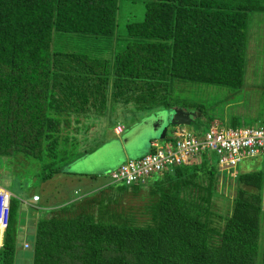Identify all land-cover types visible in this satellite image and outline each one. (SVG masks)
I'll return each instance as SVG.
<instances>
[{
	"label": "trees",
	"instance_id": "16d2710c",
	"mask_svg": "<svg viewBox=\"0 0 264 264\" xmlns=\"http://www.w3.org/2000/svg\"><path fill=\"white\" fill-rule=\"evenodd\" d=\"M144 3V17L126 24L125 43L105 57L59 50L53 33L114 38L119 0H0V157L33 156L49 167L47 180L63 169L54 159L73 123L84 121L87 132L117 103L179 107L178 84L243 85L264 0ZM209 157L41 214L30 264H264V175L239 172L231 208L220 212V173ZM20 206L12 196L0 264H16Z\"/></svg>",
	"mask_w": 264,
	"mask_h": 264
},
{
	"label": "rangeland",
	"instance_id": "374dc122",
	"mask_svg": "<svg viewBox=\"0 0 264 264\" xmlns=\"http://www.w3.org/2000/svg\"><path fill=\"white\" fill-rule=\"evenodd\" d=\"M144 13V0H119L113 35L116 40L55 31L52 45L59 50H77L110 57L126 41V24L140 21ZM175 90L179 94V107L196 113L191 123L185 125L192 131L201 132L207 129L212 121L237 127L262 124L264 122V17L259 14L253 17L245 79L240 88L187 82L178 84ZM116 106L113 113L106 117H97L96 124L90 125L87 132L88 127L87 124L84 125V121L80 125L73 123L67 127V130L65 129V135L61 136L62 141L54 159V161H59L58 165H62L63 169L50 179H43V173L48 171L49 167H44V162L33 156L17 153L8 158L0 157V186L6 188L12 196L24 200H29L34 194L42 196L38 204L42 206L41 210H38L37 204L34 205L35 207L21 204L24 210H20L22 216L18 225L23 228L22 231L19 229V233L20 231L23 233L24 242L22 247V239L19 236L20 244L16 250V264H30L31 247L28 241H31L35 222L41 214L86 195L100 196L104 192L111 191L112 188L107 187L110 173L124 160L148 154L151 149V140H163L161 134L164 126H168L166 133L170 136L174 128V125L169 123L170 119L164 118L166 120L158 126H154V123L156 118L169 116L172 109L179 108L173 105L171 108L138 111L132 106L125 110L124 105L119 103ZM198 108L202 113L197 110ZM118 119L126 126L123 134L118 137L109 136L106 144L96 149L97 143L101 145L102 141L107 139L106 132L114 131L112 130L113 123ZM135 127H140V129L134 131ZM130 131L129 140L125 142V134ZM64 137H68V141L64 142ZM86 149L96 150L80 155ZM78 155L80 157L76 158ZM208 155L211 164L209 166H214L217 163V156L212 152H208ZM45 160L48 163L52 159L45 157ZM88 166L94 167L95 172L88 175L69 174L71 171L78 173L76 170L88 168ZM236 169L240 173L258 170L264 175V159L256 157L242 160L237 164ZM221 175L229 176L227 170H224ZM156 176L157 174H154L152 178ZM219 180L222 184L218 185V190L223 195L216 200V209L221 212L231 208L235 183L232 184L229 179L224 181L220 174ZM125 202L131 205L140 204L132 197L126 198ZM262 206L264 210V190ZM29 235L31 236L28 237ZM25 242L29 243L27 248L24 247Z\"/></svg>",
	"mask_w": 264,
	"mask_h": 264
},
{
	"label": "built area",
	"instance_id": "2783aa9c",
	"mask_svg": "<svg viewBox=\"0 0 264 264\" xmlns=\"http://www.w3.org/2000/svg\"><path fill=\"white\" fill-rule=\"evenodd\" d=\"M123 129L121 124L113 128L115 134H120ZM162 139L150 141L148 154L120 163L110 173L109 183L144 184L154 174H162L175 166L200 160L203 153L212 152L217 156L220 177L234 184L239 173L236 166L240 161L256 157L264 159V122L257 126L237 127L212 121L201 132L179 124L174 125L170 136L166 133ZM224 170L229 176L221 175ZM11 197V193L0 186V245L8 224ZM39 199L37 194L32 196V202ZM28 246L29 243L25 242L24 247Z\"/></svg>",
	"mask_w": 264,
	"mask_h": 264
},
{
	"label": "crops",
	"instance_id": "0c3cea01",
	"mask_svg": "<svg viewBox=\"0 0 264 264\" xmlns=\"http://www.w3.org/2000/svg\"><path fill=\"white\" fill-rule=\"evenodd\" d=\"M116 122V124H115V126L117 125V124H121V125H123V127H124V129H123V131L120 133V134H115L114 133V131L112 132V131H110V132H106V134L107 135H105L106 136V138L107 139H102L101 141H102V143H101V145H99L98 147H96V149H98L100 146H103V145H105L106 144V141H108L109 139V136L111 137V136H115V137H118L119 135H122L123 134V132L125 131V129H126V126L121 122V121H119V119L118 120H116L115 121ZM114 126V127H115ZM114 127H112V130H113V128ZM168 127V126H167ZM140 129V127H135L134 128V131H135V129ZM131 135V131L128 133V132H126V134H125V138H124V140H125V142H128V140H129V136ZM96 149H94V150H96ZM93 150V151H94ZM93 151H91V152H93ZM76 171H78V173L77 172H75V171H71L69 174L70 175H88L89 173H92V172H95V169H94V167H89L88 166V168H84V169H80V170H76ZM45 194H48V193H46V192H44ZM46 197V196H45ZM41 198H42V196L40 195V199H39V201H41ZM21 199V204L23 203L24 205H29V206H34L35 204H37V208L39 207V208H41L42 206L41 205H38L39 204V201L38 202H32V197L29 199V200H24V199H22V198H20ZM35 207V206H34ZM20 210L21 211H23L24 210V206L23 205H21L20 206ZM24 215V214H23ZM22 216V213H20V217ZM19 229H21V231H22V226H19ZM20 231V233H19V235L21 236L20 238L22 239L21 240V246L23 247V240H24V236H23V233ZM31 235H29L28 237H30ZM27 238V237H26ZM28 240V239H27ZM29 243H30V241H28Z\"/></svg>",
	"mask_w": 264,
	"mask_h": 264
},
{
	"label": "water",
	"instance_id": "95a60500",
	"mask_svg": "<svg viewBox=\"0 0 264 264\" xmlns=\"http://www.w3.org/2000/svg\"><path fill=\"white\" fill-rule=\"evenodd\" d=\"M169 117V118H168ZM194 117V113L190 112V111H186L184 109L181 108H174L172 109V111L169 113V116H164V117H160V118H156L157 120L154 123V126H158L159 124H161L162 122H164L166 119H170L169 123L173 124V125H188L191 123V121L193 120ZM166 118V119H164ZM164 130L161 134V138L164 137L165 132L167 130V127L164 126Z\"/></svg>",
	"mask_w": 264,
	"mask_h": 264
},
{
	"label": "clouds",
	"instance_id": "9594fccd",
	"mask_svg": "<svg viewBox=\"0 0 264 264\" xmlns=\"http://www.w3.org/2000/svg\"><path fill=\"white\" fill-rule=\"evenodd\" d=\"M167 131V130H166ZM165 134H166V132H165ZM109 184V183H108Z\"/></svg>",
	"mask_w": 264,
	"mask_h": 264
}]
</instances>
